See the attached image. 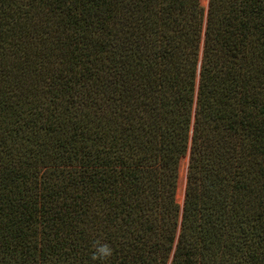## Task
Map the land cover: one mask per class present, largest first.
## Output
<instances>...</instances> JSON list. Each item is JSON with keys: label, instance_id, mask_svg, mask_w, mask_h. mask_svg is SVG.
Returning a JSON list of instances; mask_svg holds the SVG:
<instances>
[{"label": "trees", "instance_id": "16d2710c", "mask_svg": "<svg viewBox=\"0 0 264 264\" xmlns=\"http://www.w3.org/2000/svg\"><path fill=\"white\" fill-rule=\"evenodd\" d=\"M0 264H264V0H0Z\"/></svg>", "mask_w": 264, "mask_h": 264}, {"label": "rangeland", "instance_id": "374dc122", "mask_svg": "<svg viewBox=\"0 0 264 264\" xmlns=\"http://www.w3.org/2000/svg\"><path fill=\"white\" fill-rule=\"evenodd\" d=\"M206 3L207 0H204V5H206ZM186 167H187V157L184 158L180 164L179 182L177 189V200L179 203H182L183 200L185 180H186Z\"/></svg>", "mask_w": 264, "mask_h": 264}, {"label": "clouds", "instance_id": "9594fccd", "mask_svg": "<svg viewBox=\"0 0 264 264\" xmlns=\"http://www.w3.org/2000/svg\"><path fill=\"white\" fill-rule=\"evenodd\" d=\"M113 255V249L108 244H102L95 248V251L92 254L93 260L98 259H107Z\"/></svg>", "mask_w": 264, "mask_h": 264}]
</instances>
